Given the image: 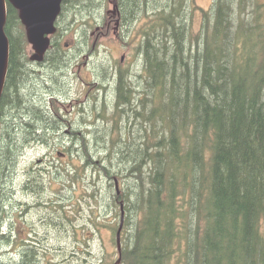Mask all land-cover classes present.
I'll return each instance as SVG.
<instances>
[{"label": "trees", "instance_id": "16d2710c", "mask_svg": "<svg viewBox=\"0 0 264 264\" xmlns=\"http://www.w3.org/2000/svg\"><path fill=\"white\" fill-rule=\"evenodd\" d=\"M72 1L77 5L73 15L95 10L91 0ZM184 1L122 0L124 23L143 8L156 7L139 28L138 83L132 86L121 74L110 114L101 109L99 100L86 108V114L85 109L77 113L83 122L90 111H102L100 118L106 122L99 125L106 128L81 124L83 130L75 129L81 145L74 150L80 156L89 154V162L102 170L113 187L117 180L119 199L127 210L122 264H264V0H212L209 8L200 9L199 18L194 16L199 19L195 33L189 23L192 11L188 17ZM17 24L16 11L9 6L4 27L9 65L0 130V170L6 171L7 188L17 183L18 174L13 172L20 143L38 139L36 130L48 135L41 128L57 123L53 114L48 120L29 106V94L36 91L33 85L40 75L25 72L26 41ZM53 57H48L45 79L59 90L65 60ZM95 132L101 137L96 134L94 139ZM115 161H120L116 169L122 165L131 170L133 175L127 178L132 184L126 183L124 175L112 173ZM43 184L35 182L38 187ZM58 201L43 203L45 216L61 219ZM108 226L117 228L116 222ZM58 232L66 237L68 230ZM3 238L7 237L0 234ZM11 241L17 244L15 237ZM5 244L0 247L5 250L0 264H40L42 259L43 264H55L63 257V253L54 259L45 257L42 247L38 246V254L36 246L28 251L26 244L18 245L20 251L13 255L7 250L8 239ZM82 246L74 249L76 264L82 263L79 254L86 244Z\"/></svg>", "mask_w": 264, "mask_h": 264}, {"label": "rangeland", "instance_id": "374dc122", "mask_svg": "<svg viewBox=\"0 0 264 264\" xmlns=\"http://www.w3.org/2000/svg\"><path fill=\"white\" fill-rule=\"evenodd\" d=\"M93 2H94V8H96L98 6L97 3L99 4L101 0H91V3ZM211 2L212 0H191L188 3L191 4V6L189 7L192 9L195 7L209 8V6L211 5ZM152 6L151 8L153 9ZM106 9H111V4L108 3ZM102 12H103L102 9L100 11H95L93 14V17H91L92 14L89 15L87 12H80L81 14L76 13L77 21L79 22V25L81 27L83 26V21L85 19L90 20V22L94 25H99V23H101ZM69 13H72V12H69ZM194 14L195 15L198 14L197 10L194 11ZM79 18L81 19L79 20ZM144 20L146 19H142L141 23ZM194 20H195V17H194ZM139 23L140 22H137L136 24H132L129 29L119 28L117 34H114L115 32L113 33L110 30L108 34H106L103 37L98 38L96 47L90 54L91 59L89 60L88 65L86 67H83L80 70V77L84 79L85 83H90V80H87L89 79V76H88L89 70H91L96 75L100 76V75H103L109 72V69H110L109 66L113 65V63L115 65L120 64L124 66L125 68L131 67L132 69L130 71L125 72V75L127 77V78L125 77V79L128 81L127 83H130L131 85H132V82L138 83L137 81L138 78L133 80L132 78H129V77L133 73L136 74L137 76L138 72L140 71V67H141L140 54L138 53V51L136 53V57L134 54L135 53L134 48L136 45L134 42V39L136 38L135 29L137 28ZM196 23H197V17H196ZM71 38H74V37H70V36L64 37V39L68 40L70 44H71V41H70ZM127 42H128V45L125 44ZM91 43H92V39L88 41L86 48L91 49L90 47ZM82 46H81V49L86 50V48L84 49ZM122 55L124 56V59H123L124 61L122 60L123 62L121 63L120 57ZM46 74H47V68L42 71L41 75L39 74L40 76H39L38 82L35 83L36 85H33L35 89L36 88L38 89V91L36 89L35 93H40L41 95L40 101L43 98H45L51 91L58 90V89H55L56 87H52V85H54L53 83L51 84L50 82L46 81L45 79ZM59 74L60 73H57L56 76H58ZM63 79H64L63 87L59 88L60 91L67 90L70 94L76 93L79 98L81 99L84 98V95L86 94L87 86L85 85V83H82L81 81L82 79H76L75 75L70 76V79L64 76ZM45 86H50V88H47ZM137 91H138V88H136V92ZM31 93L32 92H30V94ZM30 94H29V99H30L29 106L34 107L35 112H38L39 114H42L44 117H46V113L43 112L44 110L41 107L39 97L36 94L34 95L33 93H32L33 95H31L30 97ZM116 97L117 96H116L115 87L111 88L109 86H106L104 90L102 91V94H99V97H98V99H101V109L103 110L106 108H110L112 110V108H114V102H116L117 100ZM42 102L44 104V100ZM90 104L91 102H88L85 106H88ZM73 112H71L70 115H72ZM87 112L88 110L85 108L84 113L86 114ZM113 112L115 113V111ZM115 114L117 115V117H119L117 113ZM73 120L75 121V125H76L75 129L77 131L83 130V128L81 127V124H83V122L77 113H75V117L73 118ZM122 120H123L122 122L123 124L124 119ZM113 122L114 121H111L109 125H111ZM115 122L117 123L119 122V120ZM43 123H41V125ZM97 126L102 130L106 128V126L104 125H101L103 128L99 125ZM45 131L46 133L49 132L48 135L45 134V138L46 137L48 138L46 141L48 144H50V146L53 145L52 147H49L46 142L42 141L41 145L37 147H26L23 150V148L27 144L35 140L34 138H29L20 143V149L23 150V152H22V155L18 154L16 156L17 159L20 158L17 164V167H16L18 170H20V172L18 173L19 176L16 177L17 178L16 182H22L24 181V179L26 180L29 178H33L32 174H29L30 170L26 166H32L33 168H35V170L38 167H43L44 170L43 172L39 171V175L43 177L46 183H49L47 197H50V193L54 192L55 189H59L60 182L70 181V180L73 181L76 184V186H73L74 190L64 189L63 194L65 196H70L72 199H74V202L77 204L76 211H80L79 213L82 214V217L79 216L78 220H76V223L81 222V225H76L78 227L76 237L79 238V242H78L80 244L79 246L84 247L82 246V244L83 243L86 244L85 248L89 250L91 260H93V264H108V263L113 264V260L116 257L115 256L116 249H115V242H114V239H112V234H111V231L108 229V225L111 222H117V219L119 217V207L117 204L114 205L113 203L114 201L112 198V194L114 193V189H113L112 183L109 181V179L105 180L104 177H98L95 174L96 166L94 165L85 166L86 161L84 160H87L88 158H84V160L83 158H79L78 156L79 153H77V151L75 152L74 150L76 146L78 147V145H81L80 136H78V134L75 135L76 131L72 134H66V133L61 134V132L52 131L51 129L50 130L47 129ZM35 132L39 133V130H36ZM53 132L57 134L56 137H54L55 134ZM96 134L99 137H101L100 134L95 132L94 134L95 139H96ZM72 136H75L76 140H74V145H72V148H71V151H73L74 154L72 153V155L70 156L68 149H62V147L68 146L67 140L69 137H72ZM105 138L107 139L106 136ZM94 141L95 140L93 139L89 141L87 144H92ZM59 149L62 150L61 153H64V155H61V154L56 155ZM82 150H83V147H82ZM123 150H126V149L123 148ZM38 159L39 160L43 159V161L40 163L39 161H37ZM118 162L117 161L113 162L115 168L112 171V173L118 172L120 173L119 175H124L126 183L128 184L130 182V184H132L131 179L127 178V176L131 177L133 173L131 172V170L130 171L125 170L122 165L120 167L121 170H119V168L116 169V167L119 165ZM24 172H27V174L23 175ZM30 181H31L30 184H31L32 190L34 192L32 193V195H28L30 193V189L29 190L28 189L16 190L14 188H11V189L7 188V185L4 181V186L0 187V202H3L5 204V209L7 211L10 205H14V208L16 209V212H14L15 214L20 213L18 212V207L20 204L25 205V208L22 209L21 212L23 214H26L25 218L30 220L32 224H34V226L38 228L39 230L38 240L42 243L45 242L41 248V252H40L41 254H44L45 257L54 259L55 257H58L60 254L63 253L62 260L59 258L58 261H56L58 262V264H73L77 262L78 254H76L74 249H76L79 246L77 245V243L74 241L72 237L64 238L60 233H58V229L62 228V225L60 223L65 224L64 217L62 216L61 219H59L57 216L53 214H51L52 217L45 216V213L43 211L45 205H43V203L45 201H49L50 199L47 198L46 196H43L41 198H44V199L42 200L37 199V203L34 204L36 199L33 196V194L36 197H38L42 192V187L36 186L35 182L40 184L41 181L37 179H31ZM126 187L127 185L123 187V190H125ZM95 189H98V190L93 195L92 191ZM88 192L89 194H87ZM26 197H28L29 200ZM60 197L61 196L55 197L54 200L55 201L59 200L58 202L62 203V199ZM67 208H69V206H67ZM70 212L71 214H74L75 211L72 212V210H69V213ZM114 216H116L117 219L115 218L113 219ZM42 217L47 218L50 223H48L47 221L48 224H46V222L40 220ZM133 217H134V213L132 214V212H130V218H131L130 223L131 224L135 223L133 221L134 220ZM89 218H90V221H88ZM18 227H21V225L16 226V228ZM65 230H66V226H65ZM46 231L49 233V235L46 233ZM69 235H71V233H69ZM4 243H5V240L2 241V243L0 244V247ZM1 252L3 251H0V253ZM86 252L87 251L85 249L81 251L83 255L86 254ZM82 254H79V256H83ZM44 261L45 259L40 260V264H43Z\"/></svg>", "mask_w": 264, "mask_h": 264}, {"label": "water", "instance_id": "95a60500", "mask_svg": "<svg viewBox=\"0 0 264 264\" xmlns=\"http://www.w3.org/2000/svg\"><path fill=\"white\" fill-rule=\"evenodd\" d=\"M9 1L19 10V17L25 25L27 38L35 50L32 58L40 60L49 42L48 38L44 37V34L54 31L52 22L58 12V3L60 0ZM4 24L5 0H0V96L6 76L9 51L8 39L4 32Z\"/></svg>", "mask_w": 264, "mask_h": 264}, {"label": "flooded vegetation", "instance_id": "af4514ba", "mask_svg": "<svg viewBox=\"0 0 264 264\" xmlns=\"http://www.w3.org/2000/svg\"><path fill=\"white\" fill-rule=\"evenodd\" d=\"M112 21H114V19H112V17L109 15L108 16V19H106V26L107 27H109V25H110V23L112 22ZM25 72L26 73H36V74H38V73H40V72H36L34 69H27V70H25ZM41 74H42V72H41ZM40 74V75H41ZM124 75V77H126V75L125 74H123ZM136 74H132L129 78H132L133 80L134 79H136ZM134 83L135 84H137V82H132V84H133V86H134ZM45 87H47V88H50V86H45ZM34 92H36V91H34ZM33 92V94L35 95H37L38 97H39V101H40V98H41V95H40V93H34ZM52 97H56V96H51V95H48V97L47 98H43L41 101H40V104H41V107H42V109L44 110L43 112L44 113H46V115H47V117H48V119H50V114L52 115V114H54L53 112L52 113H48V112H50L51 110H49L48 108H46L45 106H44V104H43V100H44V103H47V102H49L50 101V99H52ZM99 100V103H101V99H98ZM96 104V101L95 102H93L91 105L93 106V105H95ZM43 106H44V108H43ZM43 113V114H44ZM54 116H55V118H56V120L55 121H57V123L56 124H54V125H50V123H47V124H45V126L43 127V128H41V129H45V130H52V131H56V132H61V134L62 133H66V134H72V133H74L75 132V128H76V125H75V121L73 120V118H68V117H66V116H63V115H58V114H54ZM29 125V124H28ZM38 127H41V125H39ZM40 129V128H39ZM75 137L74 136H72V137H69L68 138V140H67V144H68V146L69 147H71L72 145H74V139ZM25 190V188H22V190ZM23 214V213H22ZM40 220H42V219H40ZM47 232V231H46ZM47 234L49 235V233L47 232Z\"/></svg>", "mask_w": 264, "mask_h": 264}, {"label": "bare ground", "instance_id": "6f19581e", "mask_svg": "<svg viewBox=\"0 0 264 264\" xmlns=\"http://www.w3.org/2000/svg\"><path fill=\"white\" fill-rule=\"evenodd\" d=\"M83 1V0H82ZM100 4V3H99ZM185 15V14H184ZM238 20H239V18H238ZM187 22V21H186ZM264 27V26H263ZM239 30V29H238ZM191 67V66H190ZM249 67V66H248ZM237 71V70H236ZM130 73V72H129ZM125 74V73H124ZM131 74V73H130ZM184 74V73H183ZM138 75H139V72H138ZM137 75V76H138ZM140 76V75H139ZM138 76V77H139ZM149 76V75H148ZM151 76V75H150ZM145 77H147V76H145ZM127 78V77H126ZM137 78V77H136ZM141 78V77H140ZM143 78V77H142ZM141 78V79H142ZM140 79V80H141ZM138 80V79H137ZM144 81V80H143ZM140 83V82H139ZM126 84V83H125ZM179 84V83H178ZM133 85V84H132ZM118 86H119V84H118ZM127 86V85H126ZM52 87H53V85H52ZM180 87V86H179ZM105 88V87H104ZM125 88V87H124ZM128 88V87H127ZM134 88V87H133ZM116 89V88H115ZM104 90V89H103ZM132 90V89H131ZM150 91V90H149ZM144 92V91H143ZM154 93V92H153ZM156 93H157V91H156ZM167 93V92H166ZM131 94V93H130ZM137 94H138V92H137ZM151 94V93H150ZM164 94V93H163ZM142 95V94H141ZM161 95V94H160ZM158 96V95H157ZM150 97V96H149ZM153 97V96H152ZM167 97V96H166ZM157 98V97H156ZM156 98H155V102H156ZM173 98V97H172ZM175 98H176V96H175ZM261 98V97H260ZM116 99H117V97H116ZM158 99V98H157ZM166 100V99H165ZM117 101V100H116ZM143 101V100H142ZM159 101V100H158ZM103 104V103H102ZM107 104V103H106ZM166 104V103H165ZM117 106V105H116ZM154 106H156V105H154ZM158 106V105H157ZM125 107V106H124ZM147 107V106H146ZM145 107V108H146ZM159 107V106H158ZM106 108V107H105ZM157 108V107H156ZM49 109V108H48ZM50 110V109H49ZM104 110V109H103ZM165 111V110H164ZM52 112V111H51ZM141 112V111H140ZM159 112V111H158ZM147 113V112H146ZM161 113V112H160ZM143 114H144V111H143ZM154 114V113H153ZM159 114V113H158ZM166 114V113H165ZM54 115V114H53ZM143 116H145V115H143ZM161 116V115H160ZM83 117V116H82ZM157 118V117H156ZM170 119V118H169ZM134 120H135V118H134ZM140 124V123H139ZM168 124V123H167ZM148 125V124H147ZM166 125V124H165ZM164 125V126H165ZM99 126H101V125H99ZM105 126V125H104ZM102 127V126H101ZM103 128V127H102ZM133 128V127H132ZM136 129V128H135ZM154 129V128H153ZM86 130V129H85ZM161 131V130H160ZM93 132V131H92ZM124 134V133H123ZM130 134V133H129ZM140 134V133H139ZM162 134V133H161ZM91 136V135H90ZM136 137H138V136H136ZM140 137V136H139ZM149 137V136H148ZM95 139V138H94ZM132 139V138H131ZM135 140V139H134ZM137 143V142H136ZM131 144V143H130ZM136 146V145H135ZM97 147V146H96ZM102 149V148H101ZM103 156V155H102ZM134 162V161H133ZM2 189V188H1ZM23 196V195H22ZM43 202V201H42ZM55 204V203H54ZM38 206V205H37ZM47 206V205H46ZM58 206V205H57ZM42 207V206H41ZM60 208V207H59ZM47 209V208H46ZM9 211V210H8ZM50 215V214H49ZM52 217V216H51ZM57 218V217H56ZM59 218V217H58ZM123 218H124V216H123ZM36 220V219H35Z\"/></svg>", "mask_w": 264, "mask_h": 264}]
</instances>
